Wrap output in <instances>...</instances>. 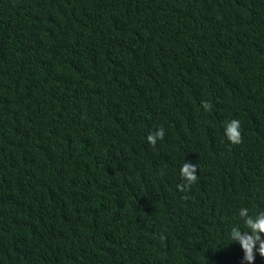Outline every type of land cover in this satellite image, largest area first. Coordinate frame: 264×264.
Returning <instances> with one entry per match:
<instances>
[{
	"label": "trees",
	"instance_id": "obj_1",
	"mask_svg": "<svg viewBox=\"0 0 264 264\" xmlns=\"http://www.w3.org/2000/svg\"><path fill=\"white\" fill-rule=\"evenodd\" d=\"M242 207L264 211V0H0V264H248Z\"/></svg>",
	"mask_w": 264,
	"mask_h": 264
},
{
	"label": "clouds",
	"instance_id": "obj_2",
	"mask_svg": "<svg viewBox=\"0 0 264 264\" xmlns=\"http://www.w3.org/2000/svg\"><path fill=\"white\" fill-rule=\"evenodd\" d=\"M202 107L205 111H211L213 105L208 101H201ZM225 136L231 144H241L243 136L241 133V122L238 119L227 121L224 126ZM164 138V128L160 126L158 129L150 132L146 139L147 142L155 146L158 140ZM198 165L191 163H183L180 168V175L184 183L177 184V189L181 192H186L190 189L191 185L196 183L198 176L196 174ZM187 198V197H185ZM239 217L243 220L244 227L234 225L229 232V239L226 243L232 241L238 242L243 250V260L248 264H252L255 260V253L258 252L260 256L264 257V239L261 234H264V211L258 212L255 216L249 214L246 207L239 210ZM161 240L166 237L161 234Z\"/></svg>",
	"mask_w": 264,
	"mask_h": 264
}]
</instances>
